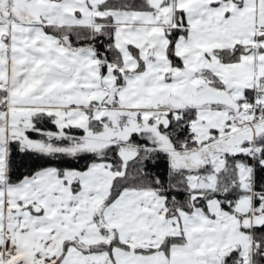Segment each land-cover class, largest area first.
Wrapping results in <instances>:
<instances>
[{"label":"snow or ice","instance_id":"obj_1","mask_svg":"<svg viewBox=\"0 0 264 264\" xmlns=\"http://www.w3.org/2000/svg\"><path fill=\"white\" fill-rule=\"evenodd\" d=\"M0 264H264V0H0Z\"/></svg>","mask_w":264,"mask_h":264}]
</instances>
